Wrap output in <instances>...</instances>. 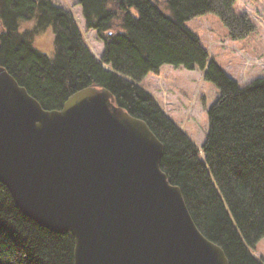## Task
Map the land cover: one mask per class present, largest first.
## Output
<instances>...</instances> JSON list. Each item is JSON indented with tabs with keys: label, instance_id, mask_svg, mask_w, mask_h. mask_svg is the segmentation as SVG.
<instances>
[{
	"label": "trees",
	"instance_id": "1",
	"mask_svg": "<svg viewBox=\"0 0 264 264\" xmlns=\"http://www.w3.org/2000/svg\"><path fill=\"white\" fill-rule=\"evenodd\" d=\"M77 2L87 30L95 29L104 41L101 60L72 11L53 0H0V67L45 109H61L88 86L108 89L114 104L143 119L163 143L161 169L180 187L197 227L222 247L229 264H264L254 253L264 237V76L241 86L186 25L214 13L231 38L241 39L257 30L251 15L236 8L238 0ZM30 18L35 27L21 31L19 20ZM50 25L53 57L33 45L34 33ZM166 64L204 70V79L220 92L208 109L201 148L142 85ZM75 247L70 232L51 230L26 215L0 182V264H75Z\"/></svg>",
	"mask_w": 264,
	"mask_h": 264
},
{
	"label": "water",
	"instance_id": "2",
	"mask_svg": "<svg viewBox=\"0 0 264 264\" xmlns=\"http://www.w3.org/2000/svg\"><path fill=\"white\" fill-rule=\"evenodd\" d=\"M113 101L88 86L45 109L0 67V182L26 215L75 237V264H229L161 169L163 143Z\"/></svg>",
	"mask_w": 264,
	"mask_h": 264
},
{
	"label": "rangeland",
	"instance_id": "3",
	"mask_svg": "<svg viewBox=\"0 0 264 264\" xmlns=\"http://www.w3.org/2000/svg\"><path fill=\"white\" fill-rule=\"evenodd\" d=\"M54 3L69 9L74 14L80 30L90 49L102 53L104 43L95 29L86 30L82 7L77 0H53ZM236 8L251 15L257 30L241 39L230 37L227 27L214 13L186 21L213 57L241 86L253 79L264 76V0H238ZM169 14L170 11H168ZM36 19H20L21 31L31 30ZM33 45L49 57L55 52V31L52 25L33 35ZM100 59V55L97 56ZM143 85L153 90L154 96L163 109L179 123L194 140H205L209 129L208 109L216 101L220 92L210 81L204 79V70L187 69L183 66L164 65L158 73H149ZM164 82L166 90L163 92ZM205 96L206 102L203 101ZM201 146V145H200ZM254 253L264 261V237L255 245Z\"/></svg>",
	"mask_w": 264,
	"mask_h": 264
},
{
	"label": "crops",
	"instance_id": "4",
	"mask_svg": "<svg viewBox=\"0 0 264 264\" xmlns=\"http://www.w3.org/2000/svg\"><path fill=\"white\" fill-rule=\"evenodd\" d=\"M148 76H149V75H148ZM161 84H162L163 87H164V88H163V92L166 91L165 95L167 96L168 90H166V86H165L164 82H161ZM147 88H148V87H147ZM148 89H149V88H148ZM149 90H150V89H149ZM150 91H151L152 93L154 92L153 90H150ZM154 93H155V92H154ZM154 93H153V94H154ZM195 142H196V143L198 144V146H199V145L203 144L204 140H203L202 142H199V143H198V142L196 141V139H195Z\"/></svg>",
	"mask_w": 264,
	"mask_h": 264
}]
</instances>
